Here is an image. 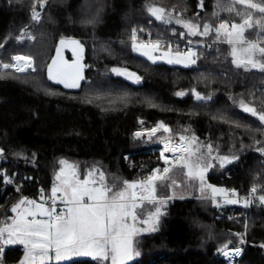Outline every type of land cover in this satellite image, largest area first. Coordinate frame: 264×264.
Returning <instances> with one entry per match:
<instances>
[{
	"label": "trees",
	"instance_id": "16d2710c",
	"mask_svg": "<svg viewBox=\"0 0 264 264\" xmlns=\"http://www.w3.org/2000/svg\"><path fill=\"white\" fill-rule=\"evenodd\" d=\"M227 3L220 0L218 8L217 0H203L202 7L200 0H47L41 6L38 0H0V60L12 63L13 56L23 54L37 69H0V186L14 174L22 184L20 193L0 191V228L10 222L22 194L33 195L38 184L52 192L62 161L74 163L81 177L102 172L114 191L123 180H143L162 170L167 165L157 148L164 136L136 135L160 121L171 137L195 136L218 156L237 157L223 167L214 163L207 173L211 185L264 191V153L258 151L264 147V124L240 108L243 101L264 110V71L237 67L232 45L214 30L191 35L177 23L191 21L202 31L204 24L240 22L224 10ZM150 7L164 8V20L152 16ZM34 11L41 14L39 22L32 19ZM133 30L140 39L170 40L184 31L221 42L196 52L194 64L153 62L133 49ZM23 34L34 38L18 39ZM256 34L254 29L245 35L255 39ZM61 38L84 46L79 91L47 77ZM62 55L69 63L75 60L70 46ZM116 67L135 73L139 81L115 74ZM156 196L167 199L160 205L158 226L136 237L139 256L128 264H226L220 250L240 244L244 264H264V202L259 198L229 219L217 216L211 195L172 199L168 186L158 185ZM158 204L144 202L142 208ZM24 254L20 244L3 246L0 264H21ZM59 264L99 262L78 257Z\"/></svg>",
	"mask_w": 264,
	"mask_h": 264
},
{
	"label": "snow or ice",
	"instance_id": "6c2138e0",
	"mask_svg": "<svg viewBox=\"0 0 264 264\" xmlns=\"http://www.w3.org/2000/svg\"><path fill=\"white\" fill-rule=\"evenodd\" d=\"M38 2L43 6L47 0H38ZM200 5L203 6V0H200ZM217 7H220V0H217ZM224 10L239 16L240 22L221 20L215 28L211 24H204L202 31L201 25L191 21L177 20V23H183L191 35H208L214 30L218 37L222 35L227 43L233 45L231 54L237 67H243L246 70L249 67L258 68L264 71V46H262L264 45V0H228ZM148 11L156 19L164 20V8L150 7ZM215 15L218 16L219 13ZM40 18V12L34 11L32 19L39 22ZM88 22L94 23V21ZM254 29L257 33L256 38L248 39L245 34ZM132 38L135 41V30H133ZM160 43L159 40L152 43L150 51L144 50L149 48L148 44H134V49L154 61L155 57L152 52L160 48ZM69 46L75 57L72 63L65 60L62 55L63 48ZM83 51L84 46L79 40L61 38L56 49V56L47 65L48 79L63 84L65 88L80 87V81L84 79L85 68L82 63ZM163 56L168 58V63L194 64L195 59L192 57L196 56V53L189 49L183 55L177 53L175 57H170L169 52H164ZM11 59L14 63H0V67L15 69L18 73L36 72L37 70L31 56L16 55ZM113 71L119 75H126L128 79H135L136 82L140 79L135 73L126 70L113 69ZM197 99H203V97L197 93ZM240 108L264 124V110L258 111L243 101L240 103ZM158 129H163L165 132L170 131L163 122H160L157 127L150 130L151 134H155ZM136 135L139 137L142 133L138 132ZM180 140V144H165V151L174 154L179 152L173 161L161 153L165 165L169 166L162 170L154 169L143 180H123L120 182L121 187L115 191L113 190L115 185L106 183L102 172L97 179L94 172L90 171L88 178L81 180L75 166L69 165V171L62 168L56 176L59 184L53 186L52 195L49 198L52 201L51 208L45 206L46 202L37 203L26 197L11 208V211L16 213V217L13 218L11 225L0 228V254L5 244H20L25 252L21 264H52L53 261L59 264L72 256H90L95 258L99 264H105V262L128 264L133 255L139 254L134 251V237L145 231H155L154 225L158 222L160 213L159 207L156 208L155 213H149L148 219L141 221L149 227L141 228L137 227L139 220L137 209L142 208L144 202L166 204V198L158 199L156 196L157 182L164 183L168 180V174L174 167L186 169V175L190 179L199 181L201 192L207 188L211 190L213 198L224 194L226 203H238L235 199H227L228 190L216 188L207 184L205 180L207 171L213 167L210 162L212 159L218 160L220 166L223 167L225 163H231L237 157H212L210 144L205 146L206 153L201 152L195 136H192L190 140L181 136ZM186 140L189 142L183 143ZM256 143L261 142L257 140ZM258 151L264 153V147L259 148ZM61 163L66 164L64 161ZM172 184H175V181H172ZM256 191L257 189L253 187L252 192ZM58 192L61 193L66 211H56ZM232 195H236L235 190H232ZM259 199L264 202V196ZM41 200H44L43 195H41ZM247 203L248 201L245 200L246 205ZM22 205L27 206L22 207ZM38 217H43V219ZM5 233H7L6 236Z\"/></svg>",
	"mask_w": 264,
	"mask_h": 264
},
{
	"label": "built area",
	"instance_id": "2783aa9c",
	"mask_svg": "<svg viewBox=\"0 0 264 264\" xmlns=\"http://www.w3.org/2000/svg\"><path fill=\"white\" fill-rule=\"evenodd\" d=\"M136 39H139L140 41H150L149 36H147L146 38L140 39L137 31H136ZM161 42H164V43L167 42L171 51L176 55L177 53L183 55L189 49H191L195 53L200 50H211L215 44V41L213 40H208V39H203V38L202 39H192L189 36H187L184 31L181 32V36L179 38L170 39V40H161ZM20 56H24V55H20ZM0 69L7 70L2 67H0ZM9 69H12V68H9ZM163 131H164L163 129H158L156 133H162ZM150 135H154V134H151L150 132ZM180 137L181 136L175 137V138L168 137V138H164L163 140H161L159 147L157 148L160 154L163 153L164 157H167L170 161H173L175 159V156L179 155V152L174 154L172 152L165 151V144L166 143H170L173 145L180 144L181 143ZM183 143H186V142L184 141ZM7 189H10L11 192H17V193L21 192L22 184L15 181V175L7 177L5 179L4 184L0 186L1 192L6 191ZM235 193L236 195L233 196L232 190H228L227 199L229 200L235 199L238 201V203H226L224 194H219L215 196V199H216L215 206H216L218 217H222L226 215L229 219H232L237 215L236 214L237 210L249 209L253 201L256 198H260L261 196H264V191L252 192V189L245 193H242L239 190H235ZM41 195H43L44 200H41ZM51 195H52V192L50 193L46 192L45 187L42 184L37 185L36 190L33 195L22 194L23 197H26L30 200H35L37 203L46 202L45 206L49 208H51L52 206V201L51 199H49ZM245 200L248 201L247 205L245 204ZM55 206H56L57 212L66 211V206L61 199L60 193H57ZM38 218L43 219V217H38ZM244 252H245V246L242 244L236 245V246H227V247H223L220 250V257L226 262V264H244L243 263ZM225 253H227V255H225Z\"/></svg>",
	"mask_w": 264,
	"mask_h": 264
},
{
	"label": "rangeland",
	"instance_id": "374dc122",
	"mask_svg": "<svg viewBox=\"0 0 264 264\" xmlns=\"http://www.w3.org/2000/svg\"><path fill=\"white\" fill-rule=\"evenodd\" d=\"M17 37H18V39H23V38H30V39H33V38H34L31 34H29V35H28V34H23V35H19V36H17ZM149 38H150V36H149ZM190 38H192V39H202V38H194V37H190ZM132 39H133V38H132ZM203 39H205V38H203ZM157 40H159V41L161 42V40H166V39H156V40H154V39L150 38V41H140L139 39H135V41L133 40V41H134V42H133V49H134V44H135V45L148 44V45H149V48H148V49H144V50H146V51H150V50H151L150 45H151L152 43H154L155 41H157ZM208 40H211V39H208ZM213 41H215V43H219V42H221L220 40H213ZM166 46H167V47H166ZM232 47H233V45H232ZM134 50H135V49H134ZM135 51H136V50H135ZM136 52H138V53L141 54L140 51H136ZM164 52H169V56H170V57H175V56H176V54H174V53L171 51V49H170V47H169V45H168L167 42H166V43L161 42V43H160V48H159L158 50L152 52V55L155 57V60H154V61L151 60V61H153V62H167L168 58H166V57L163 56V53H164ZM18 55H23V54H18ZM15 56H16V55H15ZM24 56H25V55H24ZM144 56H145V55H144ZM146 57H147V56H146ZM147 58H148V57H147ZM0 63H7V62H3V61L0 60ZM12 63H13V61H12ZM167 63H168V62H167ZM171 64H177V63H171ZM188 64H189V63L186 62V63H179V64H177V65H188ZM114 69L125 70V69L117 68V67L114 68ZM115 74H117V73L115 72ZM117 75H119V74H117ZM121 76H125V75H121ZM244 103H245V102H244ZM245 104H247V103H245ZM159 123H160V122H159ZM158 125H159V124H158ZM142 134H143V135H145V134L150 135V131H145V132H143ZM156 134H157V133H156ZM161 135L164 136L163 139H164V138H168V137H170V138H175V137H171V136H170L169 131H168V132L163 131V132L161 133ZM179 136H183V135H179ZM179 136H176V137H179ZM188 138H189V140H190L191 137H188ZM185 142L188 143L189 141L186 140ZM196 143L200 146V151H201V152H204V153L207 152V148L205 147L206 145H204L203 143H201V142H199V141H196ZM211 155H212V157H216V156H218V155L215 154L214 152H212ZM64 162H66V164H62V166H61V168H60L58 174L61 172V169H62V168L65 169V171H69V170H70L69 167H68L69 165H73V166L76 167V165H75L74 163L67 162V161H64ZM210 162L214 165L215 162H219V161L216 160V159H212ZM219 163H220V162H219ZM227 164H228V163H225L224 165H227ZM167 166H169V165H167ZM76 170L78 171L77 167H76ZM92 171L94 172L95 178L98 179L99 174H100L101 172H98V171H96V170H92ZM186 171H187L186 169H182V168H180V167H174L173 170H172V172H170V173L168 174L169 179L166 180L164 183L157 182V186H158V185H161V186H162V185H167L168 188H169V195H170V198H172V199H174V198H187V197H192V196L208 197V196H210V195H211V197L213 198V194H212L211 190L205 188V190H204L203 192H201V191H200V188H199V181H197V180H193V179H190V178L186 175ZM89 172H90V171H89ZM78 173H79V171H78ZM207 173H208V171H207ZM207 173H206L205 180H206V183H207V184H210V183L208 182V180H207ZM58 174H57V175H58ZM14 175L16 176V174H14ZM79 177H80L81 180H84V179H87V178H88V174H87L85 177H81V175H80V173H79ZM172 181H175V184H172ZM58 184H59V181L56 180L55 185H58ZM227 190H237V189L229 188V189H227ZM58 193H59V192H58ZM60 194H61V193H60ZM158 199H160V198L158 197ZM213 199H214V201H215V203H216V199H215V198H213ZM25 206H27V205H22V207H25ZM46 207H47V206H46ZM157 207L160 208V213H159V215H158V222H159L160 215H161V213H162V209H161V207H160V204H158ZM157 207H154V208H152V209H151V208H138L137 211H138V213H139V220H138V222H137V227L148 228L149 226H148L147 224H143L141 221L148 219V214H149V213H155ZM15 217H16V213L13 214V216H12L10 222H8L6 225H11L12 220H13V218H15ZM158 222L154 225L155 228H157V226H158ZM6 225H5V226H6ZM5 226H4V227H5ZM146 232H151V231H145V232H142V233H146ZM142 233H140V234H142ZM140 234H139V235H140ZM6 235H7V233H5V236H6ZM137 236H138V235H137ZM137 236L134 237V245H133V246H134V251L137 252V253H139V251H138V249H137V247H136V241H135ZM244 240H245V239H244ZM7 245H9V244H5L4 247L7 246ZM138 256H139V254H138V255H133L132 259L129 260L128 263H131V262L135 261V260L138 258ZM78 257H88V258H93V257H90V256H72V257H70L68 260H70V259H74V258H78ZM93 259H95V258H93ZM68 260H65V261H68ZM65 261H61V262H65ZM52 263H56V262L53 261Z\"/></svg>",
	"mask_w": 264,
	"mask_h": 264
},
{
	"label": "water",
	"instance_id": "95a60500",
	"mask_svg": "<svg viewBox=\"0 0 264 264\" xmlns=\"http://www.w3.org/2000/svg\"><path fill=\"white\" fill-rule=\"evenodd\" d=\"M85 70H86V67L84 68L83 76H85V74H84ZM82 81H83V79L80 81V87H78V88H66V89L79 91L81 89V83H82ZM3 152H4V149L0 147V154H2Z\"/></svg>",
	"mask_w": 264,
	"mask_h": 264
}]
</instances>
